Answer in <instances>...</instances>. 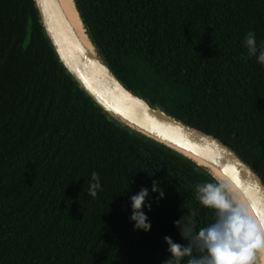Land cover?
<instances>
[{
  "label": "trees",
  "instance_id": "16d2710c",
  "mask_svg": "<svg viewBox=\"0 0 264 264\" xmlns=\"http://www.w3.org/2000/svg\"><path fill=\"white\" fill-rule=\"evenodd\" d=\"M75 1L128 89L224 143L264 183V66L243 43L252 31L264 44V0ZM205 182L215 181L117 126L85 95L32 0H0V264H163V237L184 243L174 225L181 216L194 212L197 230L215 221V209L196 200ZM142 187L146 233L129 222V197Z\"/></svg>",
  "mask_w": 264,
  "mask_h": 264
},
{
  "label": "water",
  "instance_id": "95a60500",
  "mask_svg": "<svg viewBox=\"0 0 264 264\" xmlns=\"http://www.w3.org/2000/svg\"><path fill=\"white\" fill-rule=\"evenodd\" d=\"M32 1L43 34L59 63L110 121L172 151L204 171L208 167L216 170L230 182L254 217L264 218V183L236 152L128 89L113 73L90 35L96 53H89L80 43L58 0ZM74 3L76 5L75 0ZM76 9L80 15L77 5Z\"/></svg>",
  "mask_w": 264,
  "mask_h": 264
},
{
  "label": "clouds",
  "instance_id": "9594fccd",
  "mask_svg": "<svg viewBox=\"0 0 264 264\" xmlns=\"http://www.w3.org/2000/svg\"><path fill=\"white\" fill-rule=\"evenodd\" d=\"M247 57L264 66V44H257L255 33L249 31L243 41ZM101 190L100 177L92 172L87 195L95 198ZM149 188H141L129 197V222L133 231L148 232L151 222L147 212ZM151 192L162 199L164 192L153 181ZM196 200L205 208L216 211V219L207 227L196 229L195 213L183 215L174 222L184 243H175L164 236L169 256L163 264H264V218L249 214V206L230 195L227 180L216 179L195 186ZM185 258H187L185 260Z\"/></svg>",
  "mask_w": 264,
  "mask_h": 264
},
{
  "label": "bare ground",
  "instance_id": "6f19581e",
  "mask_svg": "<svg viewBox=\"0 0 264 264\" xmlns=\"http://www.w3.org/2000/svg\"><path fill=\"white\" fill-rule=\"evenodd\" d=\"M60 7L66 16L68 22L72 26L76 36L78 37L80 43L84 46V48L89 53H96L97 50L94 47L93 43L91 42L90 37L88 36L86 29L84 27L83 21L80 18L78 10L76 9V5L74 0H58ZM198 163L203 164L201 161L195 159ZM205 172L209 175L214 177L215 179L227 180L223 175H221L216 170L208 167L207 171ZM228 181V180H227ZM229 182V181H228ZM230 184V182H229ZM230 194L239 202L245 203V201L240 197V195L236 192L234 187L230 184ZM249 214L253 215L251 210L249 209ZM254 216V215H253Z\"/></svg>",
  "mask_w": 264,
  "mask_h": 264
}]
</instances>
